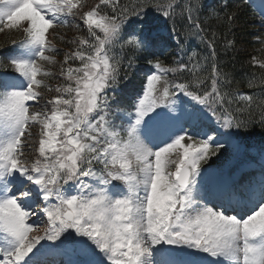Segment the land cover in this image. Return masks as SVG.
<instances>
[{"label":"snow or ice","instance_id":"6c2138e0","mask_svg":"<svg viewBox=\"0 0 264 264\" xmlns=\"http://www.w3.org/2000/svg\"><path fill=\"white\" fill-rule=\"evenodd\" d=\"M203 6L0 0V33L18 34L0 44V264H264V145L257 163L231 107L264 100L230 90ZM236 15L204 20L228 32Z\"/></svg>","mask_w":264,"mask_h":264},{"label":"trees","instance_id":"16d2710c","mask_svg":"<svg viewBox=\"0 0 264 264\" xmlns=\"http://www.w3.org/2000/svg\"><path fill=\"white\" fill-rule=\"evenodd\" d=\"M95 0H89V3H94ZM124 2H129V0H124ZM185 0H178L179 4H183ZM203 9L199 13L202 22L205 26L211 25L209 31H216L218 35L217 40V54L219 61L221 62V68L224 72L230 74L231 85L230 90H238L240 93L254 95L256 102L264 100V86L257 83L255 88H249L248 81L253 79L254 76L258 78L264 70H262L258 64L252 62L253 57L259 61H264V31L261 32L259 28V15L256 13L252 2L248 0H203ZM225 5L227 6L225 8ZM210 9H217L218 12L223 13L227 11L228 13L235 12L236 19L231 24V31L225 32L224 26H216L217 21L215 19L206 21L204 17L208 15ZM179 8L177 11L179 12ZM171 22H169V28H171ZM177 31L180 33V43L186 44L187 51L191 52L196 50L201 53H205V46L200 43L199 39L195 36H187L188 31L187 22L181 21L177 17L176 25ZM57 31L60 34H66L71 36L74 33L69 29L58 28ZM17 33L4 34L0 33V44L4 43L6 40L16 38ZM259 37V40L256 38ZM225 38L227 40L233 41V46L225 47ZM57 47L62 51L57 55V59L63 58V52L68 50V47L64 44L56 42ZM178 51V45L175 40H173L167 49H165V55L161 59L165 60V63H170L173 59L174 54ZM186 59V57H185ZM132 75V82L137 86L140 81L144 78V69L135 68L129 70ZM123 69L121 70V78L123 77ZM187 75V74H184ZM170 78H173L169 74ZM123 83V80L121 79ZM55 84L56 81H51ZM43 103V102H41ZM233 110L244 108L243 112L236 111V115L239 118L252 120V125L250 130L242 136L244 142L250 146L251 155L255 157L256 162H259V157L257 155L261 145H264V126L260 124V120L264 118V110L257 107L255 104L249 110L243 104L234 103L232 106ZM213 164L218 163V161L213 158Z\"/></svg>","mask_w":264,"mask_h":264},{"label":"rangeland","instance_id":"374dc122","mask_svg":"<svg viewBox=\"0 0 264 264\" xmlns=\"http://www.w3.org/2000/svg\"><path fill=\"white\" fill-rule=\"evenodd\" d=\"M256 9L258 10L259 14L260 15H264V0H255V3H254ZM261 32L264 31V27H262L261 25L259 26ZM35 219V218H34ZM34 235L36 233H33Z\"/></svg>","mask_w":264,"mask_h":264}]
</instances>
